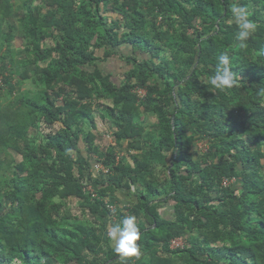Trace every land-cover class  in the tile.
Segmentation results:
<instances>
[{
	"label": "trees",
	"instance_id": "16d2710c",
	"mask_svg": "<svg viewBox=\"0 0 264 264\" xmlns=\"http://www.w3.org/2000/svg\"><path fill=\"white\" fill-rule=\"evenodd\" d=\"M222 53L226 91L207 83ZM121 192L141 233L126 261L108 237ZM0 264H264V0H0Z\"/></svg>",
	"mask_w": 264,
	"mask_h": 264
},
{
	"label": "clouds",
	"instance_id": "9594fccd",
	"mask_svg": "<svg viewBox=\"0 0 264 264\" xmlns=\"http://www.w3.org/2000/svg\"><path fill=\"white\" fill-rule=\"evenodd\" d=\"M231 12L238 28L235 38L239 41V46L243 48L255 30V24L249 19L248 10L242 6H233ZM231 69L229 56L220 54L214 74L209 77L207 83L219 91L232 89L237 84V75ZM108 237L113 242L114 250L121 260L126 261L129 258L140 257L141 250L137 241L141 239V233L134 216H127L120 223L111 225L108 230Z\"/></svg>",
	"mask_w": 264,
	"mask_h": 264
},
{
	"label": "rangeland",
	"instance_id": "374dc122",
	"mask_svg": "<svg viewBox=\"0 0 264 264\" xmlns=\"http://www.w3.org/2000/svg\"><path fill=\"white\" fill-rule=\"evenodd\" d=\"M115 16V14H113ZM26 43V39L22 36H17L13 42L11 43V47L12 48H16V49H20L21 47H23ZM101 68H106L109 71L113 72L116 70L121 71V73L118 75H122L124 70H125V63L123 61H120V59L118 57H110L109 60H107L106 62H103L100 64ZM107 71V70H106ZM118 76H116L117 78H119ZM29 84L25 85L24 87V91L26 94H28L30 97H33L37 94H39V92L37 91L38 86L33 84L32 81H28ZM140 90V89H139ZM138 90L137 93H139L140 91ZM140 94H144V91L140 92ZM110 103V102H109ZM107 112H104V115L108 117ZM142 121L144 122L145 125H152L155 123L156 118L154 116H147L143 114L142 117ZM104 120L102 119L100 114L96 115V123H97V127L99 128L98 133H97V143L98 145L105 149L108 145H115L113 143V139H112V131L110 130V128L104 124ZM86 128L85 131L89 130V128L91 127V123H86ZM200 146L202 147V149H206L207 146L200 144ZM83 147V146H82ZM122 157V153H119V159ZM18 159L20 158V156L17 157ZM89 189H91L89 187ZM70 209H72L74 212H78L80 213V209L78 206V202L76 200H72L69 204Z\"/></svg>",
	"mask_w": 264,
	"mask_h": 264
},
{
	"label": "crops",
	"instance_id": "0c3cea01",
	"mask_svg": "<svg viewBox=\"0 0 264 264\" xmlns=\"http://www.w3.org/2000/svg\"><path fill=\"white\" fill-rule=\"evenodd\" d=\"M103 69L105 71L107 70L106 72L112 73V75L115 76V77L118 76L121 73V71H119V70H116V71L111 72L108 69H106L105 67ZM121 153H122V155L124 154V152H121ZM117 156H119V152H117ZM134 200H135V198L133 196H129L128 194H126L124 192H121V193H117L116 194L115 199H114L115 203L113 202L112 205H116L117 207H121L122 210L127 214V216H132L131 213L128 212L127 208L132 205V203H133ZM159 212H160V215L162 217H164V218H172L173 212L171 210V207L168 206V205H166L163 208H161L159 210ZM112 218L115 221V218L116 217L112 216ZM139 221L140 220H137L136 221V218H135L136 224H138ZM111 245L114 246V244H113L112 241H111Z\"/></svg>",
	"mask_w": 264,
	"mask_h": 264
},
{
	"label": "built area",
	"instance_id": "2783aa9c",
	"mask_svg": "<svg viewBox=\"0 0 264 264\" xmlns=\"http://www.w3.org/2000/svg\"><path fill=\"white\" fill-rule=\"evenodd\" d=\"M140 92H142V90ZM93 168H94L95 171H100V172H103V173H108L109 172V168H107L105 165H103L100 162H95V164L93 165ZM109 207L112 210L114 208V205L110 204ZM185 245H186V241L183 238H181V237L173 238L169 242V247L171 249L183 248Z\"/></svg>",
	"mask_w": 264,
	"mask_h": 264
},
{
	"label": "water",
	"instance_id": "95a60500",
	"mask_svg": "<svg viewBox=\"0 0 264 264\" xmlns=\"http://www.w3.org/2000/svg\"><path fill=\"white\" fill-rule=\"evenodd\" d=\"M109 262H112V260H110Z\"/></svg>",
	"mask_w": 264,
	"mask_h": 264
}]
</instances>
